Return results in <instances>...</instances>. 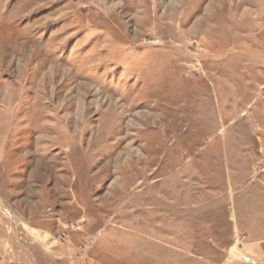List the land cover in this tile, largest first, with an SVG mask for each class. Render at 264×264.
<instances>
[{"label":"rangeland","instance_id":"rangeland-1","mask_svg":"<svg viewBox=\"0 0 264 264\" xmlns=\"http://www.w3.org/2000/svg\"><path fill=\"white\" fill-rule=\"evenodd\" d=\"M0 264H264V0H0Z\"/></svg>","mask_w":264,"mask_h":264}]
</instances>
